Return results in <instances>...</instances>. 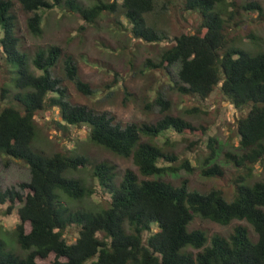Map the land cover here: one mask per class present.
Masks as SVG:
<instances>
[{
  "label": "trees",
  "instance_id": "16d2710c",
  "mask_svg": "<svg viewBox=\"0 0 264 264\" xmlns=\"http://www.w3.org/2000/svg\"><path fill=\"white\" fill-rule=\"evenodd\" d=\"M15 1L31 13L26 26L35 36L41 35L43 21L37 11L58 6L89 24L106 14L121 16L125 25L114 19L115 23L147 42L164 38L156 23L146 17L155 12L157 0ZM13 4L0 0V46L15 89L8 94V87L0 88V97L8 99L0 109V154L27 164L30 179L19 183L18 189L0 190V204L9 202L6 212L18 203L19 221L12 234L23 251L7 248L0 238V264H36L37 259L49 256V264H264V178L245 183L252 175V165L264 159V48L256 42L235 44L228 38L238 8L261 11V5L256 0H246L241 6L235 0H181L184 10L198 15L194 31L175 36L156 61L145 60L147 68L158 70L177 64L174 87L180 93L204 99L218 87L233 107L245 111L236 119L240 151H226L223 159L246 170L234 179L232 198L226 200L220 189L201 192L189 189L186 179L177 185L162 179L181 169L190 173L193 167L186 158L171 165L177 161L176 154L144 137L153 139L168 130H197L188 120L166 113L169 100L156 97L162 114L156 121L125 125L106 112L71 103L60 80L52 75L61 57L65 76L79 92L90 94V85L78 77L73 57L58 45L41 47L29 57L19 43ZM31 65L40 73L35 74ZM44 106L56 107L64 123L85 124L93 144L131 158L137 171L126 168L119 174L113 163L90 165L86 155L66 150L52 154L33 151L34 116ZM208 142L200 174L221 177L224 169L216 162L217 142L212 137ZM87 165L106 194L103 206L72 203L96 191L83 178L72 175ZM195 216L221 225L245 221L253 234L246 225L236 224L227 236L214 233L208 237L201 229L188 228ZM69 228L76 231L71 238Z\"/></svg>",
  "mask_w": 264,
  "mask_h": 264
},
{
  "label": "rangeland",
  "instance_id": "374dc122",
  "mask_svg": "<svg viewBox=\"0 0 264 264\" xmlns=\"http://www.w3.org/2000/svg\"><path fill=\"white\" fill-rule=\"evenodd\" d=\"M13 1V11L17 20V36L21 47L32 58L35 51L41 47L58 45L66 54H70L77 66L78 77L90 85L92 92H79L67 76L63 68V58L52 68V75L60 80V86L65 89L67 99L73 104L86 105L97 112H106L121 125L128 123L154 122L162 116L160 106L155 103L158 95L169 100L170 107L166 113L178 115L191 122L197 130L194 132L177 133L164 131L159 136L149 139L165 150L176 154L178 165L182 159L190 161L193 171L184 169L177 173H169L162 179L174 185L186 179L189 189L206 192L210 189H220L226 200H231L234 189V179L245 173V168H237L224 161L226 151L239 153L238 136L236 134V119L245 111L237 110L215 88L206 98L182 94L174 87L177 78L178 65L169 70L147 68L145 60L156 61L164 48L174 43V37L180 33L193 32L194 24L198 23V15L182 8L181 0H157L155 12L146 15L149 22L156 23L164 38L157 42H147L135 38L121 27L116 20L124 25L121 16L104 15L95 23L85 22L75 13L65 7H53L37 11L42 16L39 36L32 35L26 26V18L31 13L24 12L19 4ZM246 0H235L238 6ZM261 5V11L244 12L238 8V14L228 31V38L235 44H258L264 48V0H256ZM116 19V20H114ZM120 27V29L118 28ZM35 74L40 71L31 65ZM10 67L4 59L0 46V88L6 86L9 93H14L10 81ZM1 93V91H0ZM7 95V94H6ZM53 93H49V96ZM8 99L0 97V109L7 105ZM36 133L30 143L35 152L52 154L66 150L81 153L88 157L90 165L99 161H107L116 166L119 174L126 168L137 171L131 158L117 156L102 147L93 144L88 138V127L85 124L69 125L64 123L56 107L44 106L34 116ZM217 142L218 154L216 162L224 169L221 177H204L200 174L202 160L209 152L208 138ZM87 165L73 176L81 177L96 189L95 193L78 205L103 206L106 194L97 186L91 176V166ZM252 175L246 178L250 184L264 178V159L252 165ZM66 175V172H65ZM30 173L27 164L21 160L0 154V190L15 187L21 182H27ZM9 202L0 204V238L7 248H14L23 253L13 238V230L17 224L18 203L15 202L10 212H6ZM236 224L246 225L251 234L253 230L245 221L233 220L227 225H221L195 216L188 228H198L209 237L214 233L227 236ZM28 230V226H26ZM76 231L67 230V235L73 237ZM192 252L197 249L188 248ZM47 260L37 259L36 264H49Z\"/></svg>",
  "mask_w": 264,
  "mask_h": 264
}]
</instances>
